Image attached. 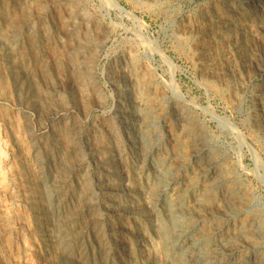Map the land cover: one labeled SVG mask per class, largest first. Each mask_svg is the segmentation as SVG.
<instances>
[{
  "label": "rangeland",
  "instance_id": "374dc122",
  "mask_svg": "<svg viewBox=\"0 0 264 264\" xmlns=\"http://www.w3.org/2000/svg\"><path fill=\"white\" fill-rule=\"evenodd\" d=\"M153 1L0 0L4 264H167L155 226L168 224L165 201L180 193L184 215L200 216L207 233L212 222H222L220 208L194 201L210 180L203 179L205 167L195 161L191 137L173 117L177 101L195 115L206 143L230 158L232 175L264 207V149L250 127L264 61L249 69L247 89L230 104L227 64L215 55L220 64L212 77L218 83L210 86L198 74L195 53L203 12L228 10L219 0ZM263 43L255 48L258 56ZM138 81H149L151 94L133 100L137 104L123 103L135 98ZM145 101L155 109L157 138L149 148L138 131ZM160 162L170 170L163 183ZM193 180V193L183 194ZM241 243L244 254L264 252V241Z\"/></svg>",
  "mask_w": 264,
  "mask_h": 264
},
{
  "label": "bare ground",
  "instance_id": "6f19581e",
  "mask_svg": "<svg viewBox=\"0 0 264 264\" xmlns=\"http://www.w3.org/2000/svg\"><path fill=\"white\" fill-rule=\"evenodd\" d=\"M217 2H222V7H223V9L228 10V14H227V12L220 11L218 9L212 11V13L211 12H209V13L203 12L202 17L200 18V21L197 25V28L200 29V31L199 32L197 31L198 32L197 39H196V37L194 38V39H196V42L195 41L194 42H195V53L197 55L196 58H197V64H198V74L200 77H202L205 80L206 83H208L210 86H213L216 82V79L213 78L212 76L215 73L217 64H220L219 60H215V55H218V57L221 56L220 60L221 61L224 60V62L227 64V66L229 68L228 69L229 73L227 74V76H228L227 78H229L228 81L231 85L230 86L231 87V93H230V98L228 101L231 100L230 104L234 105L235 103H237V101H239L238 98L242 97L241 95L244 94L245 89H247V88H245L246 84H248L246 74L248 71L249 72L251 71L249 69L252 68L253 66L257 65V64L259 65L260 62L262 64V61H264V52H263V54L260 53V56H258L256 54V50H255V48L259 45V43H261L264 40L263 39L264 38V0H219ZM160 3L162 4V2H160ZM156 5H157V3H156ZM219 5H217V6H219ZM156 8L158 9V7H156ZM210 10H212V9H210ZM197 17H198V15H197ZM25 18H26V15L22 14L21 19L24 20ZM171 20H173V19L171 18ZM192 20L193 19H191V21ZM193 27H195V26H193ZM185 30L187 31V29H185ZM185 30L183 32H185ZM190 30L191 29L189 28V31ZM194 31L195 30H193V32ZM179 37H181V36H179ZM183 41H184V39H183ZM194 42H192V43H194ZM186 43L187 42H185V44ZM263 45H264V43H263ZM258 47H260V46H258ZM258 51H260V50H258ZM262 51H264V49ZM259 69L260 68H258V71H259ZM129 70L132 73L131 75L135 76L136 73L134 71L133 65L130 66ZM222 73H224V72H222ZM254 73H255V70H254ZM257 73H255V74H257ZM250 74H251V72H250ZM261 74L264 75V69L263 68H262ZM222 77H223V75H222ZM150 81H151V79H150ZM250 81L251 80H249V82ZM216 83H218V82H216ZM150 84L151 83L149 81H146L144 83H141L138 81V85L136 86L135 92H132V93H134L135 98L133 99V97H132V99H128L129 97L128 98L125 97L123 103H131V101L134 103L133 100H138L140 97L147 96L148 94H151L150 93V89H151ZM221 85L223 87L224 84H221ZM217 89H219V88L217 87ZM123 90H124V88H123ZM259 90L260 91H259V95H258L257 99L255 100V98H253L255 101V103L253 102L255 104L253 106V107H255V113H254L253 123H251L252 125L250 127L252 130L255 131V133H256V135H257L258 139L260 140L261 145L263 147L262 149H264V80L262 81V85H261ZM216 91H218V90H216ZM125 92L127 93V91H125ZM253 93H254V91L251 94H253ZM149 102H150V100H149ZM180 103H182V102H180ZM158 104H159V102H158ZM237 106H239V105H237ZM171 109H172L173 117L176 118L175 120H177L178 126H180L183 130L182 132H184L186 135H189L191 137V138H189L190 139L189 140V146L191 149H193L192 153H193V156L195 158V161L197 163H199L200 166L204 165V167H205V171L202 175L203 179L207 178L210 180V182L204 183L207 185L204 187V189L201 192L199 191L200 193L198 196H195L194 201H196V202L198 201V204H199L198 206L203 205L204 207H213V208L215 206H217L218 208L221 209V212L224 214V219L222 222H219L218 224H216L215 222H212L213 224L209 225V223H208L209 227H207V228H209V230H208L209 233H207L206 232L207 230L205 231L203 229L204 223L201 226L202 218L200 216H199V218L197 217L196 219H191V216L184 215L183 207L186 204H184L185 200L180 195L181 193L178 195H176V194L171 195L172 197L171 196L168 197V200H166L165 204H164L165 209H162L163 211L166 212V214L168 216V219H167L168 224H167V222H166V224L161 223L162 221L158 224L157 219L154 217L156 219V222H157V225L155 224L156 225L155 226L156 231H157L159 237L163 239V241L160 239V241H161V252L160 253H162L161 255L164 258V262H166L167 264H264V252L257 251L254 248V250L251 251V253L244 254L243 251H245V250H243L242 245H240V242H242L241 244L249 246V244L250 245H257L261 241H264V207H262L263 205L259 206L260 202L258 203V201H257L258 198L256 199V196H253L250 193L249 189L246 186H244L245 184L244 185L240 184V182L238 180V177H240L239 175H235V174H233L234 176L232 175V172H231L232 168H230V166L228 165V164H230L229 163L230 158L228 159L229 160V162H228L226 157L221 156L220 153L215 151L212 147H210L206 143V138L202 136L201 130L196 125L195 115H193L190 111H187L185 109L184 105L182 106V104H179L178 101L173 104ZM237 109H239V108H237ZM140 111L142 114V120H141L142 126H140L141 128L138 129V131H140V133L142 135V137H141L142 141L144 140L143 146H148V145L151 146L153 143L152 141L156 137V136L154 137V135H153L154 133L152 132V118L154 117L153 115H154L155 109L151 108L150 105H148L145 101V105H144V107L140 108ZM138 113H139V110H138ZM163 113H164V111H163ZM252 114H253V112H252ZM135 121H137V120H135ZM138 122H140V121H138ZM200 124H201V122H200ZM155 127H156V125H155ZM127 138H129V137H127ZM149 146H148V148H149ZM217 147H218V145H217ZM157 148H158V146H157ZM140 150H142V148ZM145 151H147V150H145ZM186 154H187V152H186ZM159 155H160V153H159ZM220 156L223 158H220ZM228 156H229V154H228ZM165 157H167V156H165ZM181 157H180V159H181ZM161 160H163V159L161 158ZM175 160H177V159H175ZM174 163H175V161H174ZM160 164H161V162H160ZM170 164H171V162H170ZM176 164H178V163H176ZM187 164H188V162H187ZM156 166H157V164H156ZM159 166H160L161 170H158V169L157 170L160 171V174H161L160 182L163 183L164 178H166L169 175L170 170H169L168 166H166V164H165V166L162 164ZM170 166L171 165H169V167ZM191 170H192V168H191ZM191 170H190V172H191ZM176 171H177V169H176ZM186 172H187V170H186ZM157 174H159V173H157ZM156 179H158V177ZM200 179H201V176H200ZM179 180H180V178H179ZM165 181H166V179H165ZM31 183H33V182H31ZM144 184H146V183H144ZM197 184H198L197 181L193 180V181H191L189 187H187L185 189L182 187L184 189V191L182 190L183 194H188L190 191L193 193V190L197 186ZM152 186H153V184H152ZM176 186H178V185H176ZM150 188H151V186H150ZM155 188H157V187H155ZM158 189H160V187ZM155 190L150 191V192L155 193ZM251 191H252V189H251ZM155 196L156 195H154V197ZM36 200H38V199H36ZM149 202H150V200L148 201V203ZM156 203H157V201H156ZM150 206H152V205L150 204ZM185 208H186V206H185ZM151 209H152V207H151ZM209 210H210V208H209ZM211 210H212V208H211ZM218 210L219 209H216V211H218ZM159 213H161V212H159ZM199 214H201V213H199ZM202 216H204V215H202ZM193 218H194V216H193ZM158 220H160V219L158 218ZM4 224H5L4 221H0V264H4L3 263V255H2V252H3L2 246L4 244L2 242H4L3 240L5 239V237L7 235V231L3 227L6 224L5 225ZM205 226H206V223H205L204 227ZM154 236H157V234ZM155 238H157V237H155ZM238 242H239V244H238ZM4 256H6V255H4Z\"/></svg>",
  "mask_w": 264,
  "mask_h": 264
}]
</instances>
